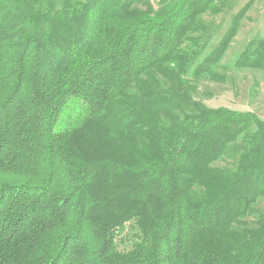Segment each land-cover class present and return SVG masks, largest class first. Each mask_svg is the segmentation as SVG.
<instances>
[{"label": "trees", "instance_id": "16d2710c", "mask_svg": "<svg viewBox=\"0 0 264 264\" xmlns=\"http://www.w3.org/2000/svg\"><path fill=\"white\" fill-rule=\"evenodd\" d=\"M253 1L0 0V264H264V120L193 96Z\"/></svg>", "mask_w": 264, "mask_h": 264}, {"label": "rangeland", "instance_id": "374dc122", "mask_svg": "<svg viewBox=\"0 0 264 264\" xmlns=\"http://www.w3.org/2000/svg\"><path fill=\"white\" fill-rule=\"evenodd\" d=\"M159 1L151 0L154 7L158 5ZM248 1L250 0H223L221 13L214 17L205 16L206 21H211L214 24L207 51L218 42L228 29L231 18ZM241 23L242 25L219 63L223 67L218 69L225 72L226 82L201 79L193 96L211 108L222 106L243 112L251 111L264 120V72L249 68L237 69L230 66V62L249 41L264 37V0H254ZM224 67L227 69H223ZM214 166L229 167L231 165L228 160L222 159L218 160ZM257 207L264 210V197L261 198ZM127 233L128 230H125L121 237L117 238L120 250L130 247L132 240Z\"/></svg>", "mask_w": 264, "mask_h": 264}]
</instances>
